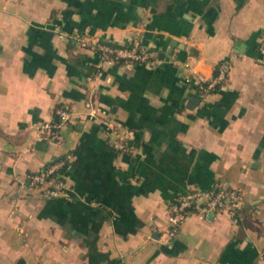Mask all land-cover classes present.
Returning <instances> with one entry per match:
<instances>
[{
	"label": "crops",
	"instance_id": "crops-1",
	"mask_svg": "<svg viewBox=\"0 0 264 264\" xmlns=\"http://www.w3.org/2000/svg\"><path fill=\"white\" fill-rule=\"evenodd\" d=\"M78 36H138L159 59L111 64ZM263 40L264 0H0V264H264ZM59 105L54 141L39 127ZM60 158L64 196L18 191ZM215 182L243 189L239 216L193 214L165 243L169 206Z\"/></svg>",
	"mask_w": 264,
	"mask_h": 264
},
{
	"label": "built area",
	"instance_id": "built-area-1",
	"mask_svg": "<svg viewBox=\"0 0 264 264\" xmlns=\"http://www.w3.org/2000/svg\"><path fill=\"white\" fill-rule=\"evenodd\" d=\"M80 47L100 55V57L111 64H135L154 63L159 58L156 51L145 48L138 36L129 40L128 43L116 44L101 40L98 37H77ZM264 55V40L260 47ZM217 66V65H216ZM212 73L201 74L194 80L198 86L199 94L204 97L212 93L218 84L228 79L230 63L223 61L219 64L217 75ZM183 67L192 70L190 63L186 62ZM189 80H191L189 78ZM94 113L92 112L91 115ZM72 119V112L69 107L59 105L54 110V119L45 122L39 127V131L45 137L54 141L63 139L60 130ZM107 138L113 147L122 152L129 153L133 146L129 143L121 130L113 124H107ZM69 167L66 159L60 158L46 165L42 170L31 172L18 185L20 193L37 191L44 199L64 196L70 190L65 172ZM244 208V192L241 187L215 182L210 190L202 192L198 189L190 190L173 202L167 212L168 226L165 231V243H170L177 236L181 223L187 217L197 214L207 218L211 214H227L236 218Z\"/></svg>",
	"mask_w": 264,
	"mask_h": 264
},
{
	"label": "trees",
	"instance_id": "trees-1",
	"mask_svg": "<svg viewBox=\"0 0 264 264\" xmlns=\"http://www.w3.org/2000/svg\"><path fill=\"white\" fill-rule=\"evenodd\" d=\"M220 64V63H219ZM219 64H217V66H216V68H215V71H214V74H216L217 75V73H218V67H219ZM228 81V79L226 80V81H224L223 83H221V84H218L217 85V87L215 88V90L213 91V92H215V91H217L222 85H224L226 82ZM52 163V162H51ZM51 163H49V164H51ZM49 164H46V165H49ZM46 166H44L42 169H44ZM41 169V170H42Z\"/></svg>",
	"mask_w": 264,
	"mask_h": 264
},
{
	"label": "water",
	"instance_id": "water-1",
	"mask_svg": "<svg viewBox=\"0 0 264 264\" xmlns=\"http://www.w3.org/2000/svg\"><path fill=\"white\" fill-rule=\"evenodd\" d=\"M237 43H238V45H240L242 47L244 46V44H242L241 42H237Z\"/></svg>",
	"mask_w": 264,
	"mask_h": 264
}]
</instances>
